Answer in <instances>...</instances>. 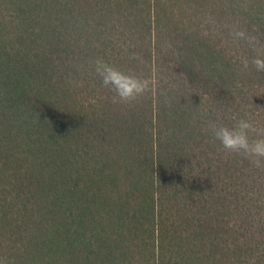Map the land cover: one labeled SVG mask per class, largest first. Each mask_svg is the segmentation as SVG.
<instances>
[{
    "label": "trees",
    "instance_id": "obj_1",
    "mask_svg": "<svg viewBox=\"0 0 264 264\" xmlns=\"http://www.w3.org/2000/svg\"><path fill=\"white\" fill-rule=\"evenodd\" d=\"M264 0H0V264H264ZM264 51V48L260 49ZM154 83L113 103L90 62Z\"/></svg>",
    "mask_w": 264,
    "mask_h": 264
},
{
    "label": "clouds",
    "instance_id": "obj_2",
    "mask_svg": "<svg viewBox=\"0 0 264 264\" xmlns=\"http://www.w3.org/2000/svg\"><path fill=\"white\" fill-rule=\"evenodd\" d=\"M231 35L237 40H245L255 52L250 61L248 59L242 61L241 71H247L251 66L257 72H264V51L260 50L264 45L257 37L242 29L234 30ZM90 66L101 78L103 86L114 92L113 103L134 104L153 90L154 83L150 79L126 72L102 57L93 59ZM207 127L226 151L244 156L257 168L264 167V134L258 131L254 121L240 118L232 127L208 121Z\"/></svg>",
    "mask_w": 264,
    "mask_h": 264
}]
</instances>
